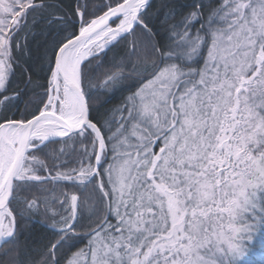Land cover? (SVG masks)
<instances>
[{
  "label": "snow or ice",
  "instance_id": "snow-or-ice-1",
  "mask_svg": "<svg viewBox=\"0 0 264 264\" xmlns=\"http://www.w3.org/2000/svg\"><path fill=\"white\" fill-rule=\"evenodd\" d=\"M0 264H264V0H0Z\"/></svg>",
  "mask_w": 264,
  "mask_h": 264
},
{
  "label": "trees",
  "instance_id": "trees-1",
  "mask_svg": "<svg viewBox=\"0 0 264 264\" xmlns=\"http://www.w3.org/2000/svg\"><path fill=\"white\" fill-rule=\"evenodd\" d=\"M96 2L98 3L99 0H96ZM33 80H34V82H35L36 84H43V83H45V81H44L41 77H36V76H34V77H33Z\"/></svg>",
  "mask_w": 264,
  "mask_h": 264
}]
</instances>
